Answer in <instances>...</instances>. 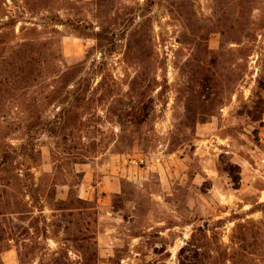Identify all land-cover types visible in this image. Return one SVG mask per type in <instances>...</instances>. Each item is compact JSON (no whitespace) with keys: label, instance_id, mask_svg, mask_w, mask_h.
<instances>
[{"label":"rangeland","instance_id":"374dc122","mask_svg":"<svg viewBox=\"0 0 264 264\" xmlns=\"http://www.w3.org/2000/svg\"><path fill=\"white\" fill-rule=\"evenodd\" d=\"M0 82V264H264V0H0Z\"/></svg>","mask_w":264,"mask_h":264},{"label":"trees","instance_id":"16d2710c","mask_svg":"<svg viewBox=\"0 0 264 264\" xmlns=\"http://www.w3.org/2000/svg\"><path fill=\"white\" fill-rule=\"evenodd\" d=\"M10 78V77H9ZM2 82H0L1 84ZM87 255H84L85 258V262L83 264H97V262L95 261V257H86Z\"/></svg>","mask_w":264,"mask_h":264}]
</instances>
